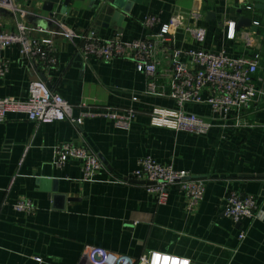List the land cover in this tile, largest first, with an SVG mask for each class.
<instances>
[{
  "label": "crops",
  "instance_id": "0c3cea01",
  "mask_svg": "<svg viewBox=\"0 0 264 264\" xmlns=\"http://www.w3.org/2000/svg\"><path fill=\"white\" fill-rule=\"evenodd\" d=\"M109 1L72 0L69 8L58 7L53 19L36 0L19 4L29 27H45L33 35L55 44L58 62L46 67L35 59L31 68L17 48L7 49L2 53L8 72L0 77V97L27 99L29 83L41 79L75 106V117L107 106L123 109L134 96L139 97L134 104L138 117L129 132L103 117L80 126L14 117L0 123V264H84L87 246L130 260L158 251L191 264H264V13L247 11L246 0H144L134 5L123 26L104 13ZM209 12L215 18L206 21ZM192 14L201 16L206 40L197 43L180 29L179 46L225 51L233 58L260 57L257 88L263 93L239 118L233 116L226 127L216 123L205 136L150 126L151 110L168 102L143 95L149 79L137 72L130 50L106 62L86 57L81 49L84 34L142 39L159 28L146 27L147 16L164 24L176 16L190 21ZM242 14L253 18L256 32L237 29ZM1 23L14 30V15L2 13ZM233 23L234 39L228 37ZM60 29L79 37L55 34ZM189 110L208 114L204 107ZM237 119L242 126L235 127ZM83 142L105 166L90 180L84 179L77 160L63 168L54 164L57 146ZM147 156L204 181L200 204L190 210L189 199L173 188L167 204L158 205L146 182L131 178L138 161ZM229 190L257 198L253 220L237 224L225 215ZM22 199L31 200L36 210L15 211L12 205Z\"/></svg>",
  "mask_w": 264,
  "mask_h": 264
},
{
  "label": "built area",
  "instance_id": "2783aa9c",
  "mask_svg": "<svg viewBox=\"0 0 264 264\" xmlns=\"http://www.w3.org/2000/svg\"><path fill=\"white\" fill-rule=\"evenodd\" d=\"M13 0H0V77L8 72V61L2 53L7 49L17 48L19 54L31 68L34 60L40 59L46 67L56 65L58 50L52 41L34 36V32H45V27H29L25 23L27 12ZM10 12L15 17L14 30H6L1 23V14ZM193 17V18H192ZM191 20L173 17L169 23H161L154 15L144 19L148 28L158 26V31L142 39L124 41L120 37L102 39L95 33L84 34L82 52L86 57L110 62L125 56L130 50L136 64V70L144 74L149 81L144 96L166 100V106H154L149 113L150 126L179 133L205 136L216 123L226 127L233 116L239 118L241 112L250 109L256 97L263 91L257 88L259 55L253 58L240 56L229 57L225 51L214 52L203 49L184 48L177 44L178 30L185 31L195 42L204 43L206 29L200 25L201 16L192 14ZM256 25H258L256 23ZM229 38L234 39L236 24L230 25ZM73 40L79 37L74 32L59 30ZM167 60V63L164 62ZM166 64V65H165ZM138 96L132 98V104L123 109L105 107L102 111L84 112L75 117L74 105L61 94L52 90L48 84L37 79L28 85L27 99L0 97V123L11 117L36 123H55L67 121L74 126L82 125L85 120L103 117L112 122L121 131L129 132L138 117L134 104ZM204 107L208 114L199 115L189 107ZM242 126L239 119L235 127ZM54 164L63 168L70 160L81 164L85 180H90L104 169V163L84 142L79 144L64 143L54 149ZM132 179L146 182V191L153 195L158 205H166L173 188L189 199V209H194L204 199L206 185L195 179L186 170H177L173 166L160 164L151 156L138 161V168ZM120 182L123 180L119 179ZM13 209L26 214L36 208L29 199L15 202ZM257 198L239 191L229 190L224 213L234 223L253 220L258 210ZM241 239L245 235L240 236ZM37 261H41L37 258ZM84 264H191L190 260L171 254L151 251L138 260H130L116 254L87 246Z\"/></svg>",
  "mask_w": 264,
  "mask_h": 264
},
{
  "label": "water",
  "instance_id": "95a60500",
  "mask_svg": "<svg viewBox=\"0 0 264 264\" xmlns=\"http://www.w3.org/2000/svg\"><path fill=\"white\" fill-rule=\"evenodd\" d=\"M15 3H23L27 0H13ZM42 5V10L49 14L51 19L55 18V12L58 7L69 8L72 0H36ZM144 0H110L108 5L104 8L105 14H111L116 21L122 22V25L126 26L124 18L129 14L136 4H142ZM247 1V11L263 12L264 13V0H246ZM59 17V16H58ZM61 17V16H60ZM215 14L209 12L205 16L206 21L213 20ZM50 20V19H49ZM254 20L252 17L242 14L238 21L237 29L244 27L251 28L253 31H257V27L253 24Z\"/></svg>",
  "mask_w": 264,
  "mask_h": 264
}]
</instances>
